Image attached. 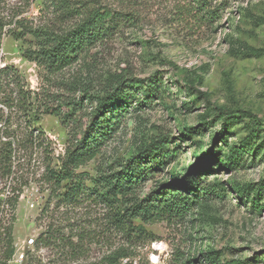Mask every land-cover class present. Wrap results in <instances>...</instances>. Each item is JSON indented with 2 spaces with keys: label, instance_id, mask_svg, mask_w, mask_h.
Instances as JSON below:
<instances>
[{
  "label": "rangeland",
  "instance_id": "rangeland-1",
  "mask_svg": "<svg viewBox=\"0 0 264 264\" xmlns=\"http://www.w3.org/2000/svg\"><path fill=\"white\" fill-rule=\"evenodd\" d=\"M188 1L0 0L7 22L0 65L17 67L34 91L29 116L38 120L30 124L45 135L42 146L16 152L15 172L26 184L15 209L6 206L1 213L4 223L14 218L13 243L26 251L21 264H105L117 248L130 256H116L113 264H264V0H212L218 7L212 23L187 14ZM58 2L99 6L113 12L118 25L77 61L49 72L23 52L34 44L27 29L59 31L80 20L77 14L61 17ZM112 77L140 82L128 87L135 101L119 117L117 130L95 158L76 169L87 186L98 169H118L158 138L171 158L142 182L139 197L201 165L194 175L201 178L199 196L184 192L190 200L173 219L136 218L148 236L134 242L107 226V206L93 194L57 206L61 197L50 196L40 180L46 164L59 166L57 156L88 121L95 101L84 91L100 94ZM151 80L156 91L146 95ZM12 121L17 133L27 124L16 115ZM214 153L219 159H209ZM50 222L60 226L59 235L42 245L38 236ZM31 237L36 245L24 247Z\"/></svg>",
  "mask_w": 264,
  "mask_h": 264
},
{
  "label": "trees",
  "instance_id": "trees-1",
  "mask_svg": "<svg viewBox=\"0 0 264 264\" xmlns=\"http://www.w3.org/2000/svg\"><path fill=\"white\" fill-rule=\"evenodd\" d=\"M225 1L219 2L221 4ZM188 2L191 3L185 8L187 14L195 13L202 23H212L216 20L215 12L218 7L212 6V0ZM55 5L61 10V17L67 19L77 14L81 15L80 20L59 31L45 26L27 29L34 39V44L23 52L24 57L38 66H44L49 72L59 71L77 61L81 54L110 35L118 25L115 14L102 10L99 6H90L89 3L73 6L70 2H58ZM6 24L0 11V48ZM139 82L137 78L125 80L112 77L105 82L100 94L93 95L85 90L87 100L95 101V105L89 112L88 121L80 132V137L68 142L63 153L57 156L59 166L46 164L40 177V180L50 187V196L55 193L54 196L61 197L62 200L57 202V206L62 201L77 204L86 194H93L95 199L107 206V226L122 232L127 241L131 242L148 236L147 230L143 224L135 221L136 218L148 223L181 216L190 200L184 192L199 196L196 193L201 190V178L194 176L195 170L201 167L198 165L188 172L173 174L168 182L158 183L148 194L139 197L138 187L142 182L158 167L169 163L171 153L163 138L142 147L136 155L119 163L116 170L98 169L96 176L91 177L92 187L85 184L84 173L76 172L79 166L96 157L101 145L117 130L119 117L135 101L128 87L137 86ZM25 85L17 67L7 63L0 65V182L3 183L0 189V264H7L14 252V218L4 223L1 213L6 206L15 209L22 187L26 184V180L15 172L16 152L22 147H40L45 139L43 130L30 124L32 119L37 121L38 118L29 116L33 107L34 91ZM155 91V84L151 80L145 90L146 95ZM15 115L27 123L25 128L22 127L21 133H17V128L13 126L12 119ZM221 137L219 134L216 138L226 143L227 140ZM214 154L209 159H219L218 154ZM224 165L227 166V162ZM63 183L65 190L60 193ZM59 230L60 226H53L50 222L46 230L38 236V240L42 245H50L57 239ZM78 235L81 242L85 234L80 231ZM116 256L127 259L130 254L126 248H117L104 258L103 263L113 264Z\"/></svg>",
  "mask_w": 264,
  "mask_h": 264
},
{
  "label": "built area",
  "instance_id": "built-area-1",
  "mask_svg": "<svg viewBox=\"0 0 264 264\" xmlns=\"http://www.w3.org/2000/svg\"><path fill=\"white\" fill-rule=\"evenodd\" d=\"M35 245H36V238L34 237L28 238L24 242V247L27 248H33ZM13 247H14V252L9 261L15 264L23 263L25 261L26 251L24 252L23 250H21L22 248H17L16 244L14 243H13Z\"/></svg>",
  "mask_w": 264,
  "mask_h": 264
}]
</instances>
